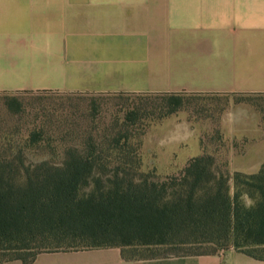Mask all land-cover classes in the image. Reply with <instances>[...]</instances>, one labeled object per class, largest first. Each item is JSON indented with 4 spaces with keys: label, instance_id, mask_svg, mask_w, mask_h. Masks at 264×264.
<instances>
[{
    "label": "trees",
    "instance_id": "1",
    "mask_svg": "<svg viewBox=\"0 0 264 264\" xmlns=\"http://www.w3.org/2000/svg\"><path fill=\"white\" fill-rule=\"evenodd\" d=\"M153 95L167 97L152 106L159 119L182 108L184 94ZM4 96L11 113H22L17 99ZM147 108L135 106L106 124L95 107V125L74 141L61 138V146H52L42 128L0 155V264L107 248L120 249L125 261L216 255L224 248L264 261V164L257 174H231L216 167L214 156L202 155L178 175L144 172L147 127L139 122ZM205 245L217 249L159 253Z\"/></svg>",
    "mask_w": 264,
    "mask_h": 264
},
{
    "label": "crops",
    "instance_id": "2",
    "mask_svg": "<svg viewBox=\"0 0 264 264\" xmlns=\"http://www.w3.org/2000/svg\"><path fill=\"white\" fill-rule=\"evenodd\" d=\"M24 93L264 96V0H0V96ZM236 109L246 118L222 130L231 173L257 174L264 127ZM91 254L103 264H221L216 255L125 261L118 248L30 264Z\"/></svg>",
    "mask_w": 264,
    "mask_h": 264
},
{
    "label": "rangeland",
    "instance_id": "3",
    "mask_svg": "<svg viewBox=\"0 0 264 264\" xmlns=\"http://www.w3.org/2000/svg\"><path fill=\"white\" fill-rule=\"evenodd\" d=\"M5 96H0V155L25 144L33 131L44 129L52 146H61V138L76 139L91 124L93 108H97L98 122L106 124L116 115L123 117L135 106H148L150 114H145L139 123L147 127L142 137L141 155L143 171L160 178L178 175L193 158L202 155L214 156L216 167L231 173L230 165L235 156L229 154L233 140L227 138L225 120L235 116L246 118L239 107H247L256 114L264 126V96H197L181 95L182 108L163 119H159L154 108L167 102V97L159 95H68L57 93L11 95L22 106V113L13 114L6 107ZM92 109V111H91ZM253 110V111H252ZM249 114V113H248ZM250 115V114H249ZM233 174V173H231ZM217 247H163L160 254L179 255L186 252L212 253ZM216 256L221 264H264L235 248L219 249ZM101 256V255H99ZM97 254L84 255L75 259L77 264H103Z\"/></svg>",
    "mask_w": 264,
    "mask_h": 264
}]
</instances>
